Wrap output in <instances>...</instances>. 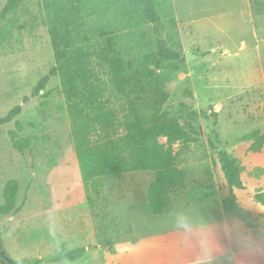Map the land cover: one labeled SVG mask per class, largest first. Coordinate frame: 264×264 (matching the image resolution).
Wrapping results in <instances>:
<instances>
[{"label":"rangeland","instance_id":"1","mask_svg":"<svg viewBox=\"0 0 264 264\" xmlns=\"http://www.w3.org/2000/svg\"><path fill=\"white\" fill-rule=\"evenodd\" d=\"M8 2L0 0V16ZM155 5L163 38L185 60L166 63L151 81L138 73V61L143 52L156 49L157 34L139 10V0H20L0 21V118L23 106L13 122L0 127V207L5 184L19 183V211L0 213L1 250L10 259L20 264H133L128 259L117 263V247L135 243L137 220L164 222L152 231L172 226L173 213L150 211L153 172L107 177L101 195H94L97 204L88 203L60 79L51 78L45 91L32 95L55 64V31L66 26L75 35H86L85 45L94 49L108 37L117 38L129 71V98L145 111L156 109L161 117L177 120L196 138L173 147L176 164L186 173V188L172 195L175 211L201 219L198 206L208 202L226 214L229 191L217 154L227 151L240 161L245 189L236 195L256 225L248 229L254 242L264 244V205L256 198L264 197V147L254 153L253 140H243L256 130L264 132V0H155ZM248 11L251 24L244 18ZM93 67L109 83L100 58L93 59ZM107 90L121 118L128 100ZM212 113H218L217 121ZM11 131L29 138V148L15 150ZM79 248L85 249L81 259L58 260ZM251 255L248 264H264V249ZM241 256L236 261L217 246L215 264H244ZM0 264L10 263L0 258Z\"/></svg>","mask_w":264,"mask_h":264},{"label":"trees","instance_id":"2","mask_svg":"<svg viewBox=\"0 0 264 264\" xmlns=\"http://www.w3.org/2000/svg\"><path fill=\"white\" fill-rule=\"evenodd\" d=\"M19 1L9 0L1 12L0 21L17 8ZM139 10L144 19L154 25L157 34L156 49L143 52L138 61V73L151 81L160 76L157 72L166 63L184 62L185 59L181 53L172 50L163 38L164 29L160 25L155 0H139ZM88 42L86 35H75L70 27L55 31V64L38 82L32 95L37 96L45 91L51 78L60 79L81 179L90 205L97 204L94 195H101L103 179L153 172L154 180L147 192L150 211L153 215L170 214L175 210L172 195L186 188V173L177 166L173 147L179 142L185 145L196 142V138L177 120L161 117L155 112L156 109L145 111L129 98V71L117 38L108 37L104 46L95 49L85 45ZM96 57L106 66L109 83L93 67V59ZM107 86L115 96L128 100L127 111L121 118L111 105ZM48 95L44 93L42 96ZM28 100L25 98V102ZM22 110V105L15 106L5 117L0 118V127L13 122ZM202 114L209 118L206 113ZM211 115L217 121L218 113ZM15 125L22 131L19 121ZM9 135L15 150L29 148V138H20L16 131H11ZM161 139H166V142L162 143ZM243 140H253L250 151L260 153L264 147V132L256 130L244 136ZM217 156L229 191L223 203L226 215L244 223L247 228H254L256 225L252 213L240 206L236 195V191L245 189L239 159L224 150L219 151ZM18 190L17 180H9L5 184L4 203L0 207L2 215L19 211L16 204ZM256 198L264 205L263 196ZM84 253L85 249L79 248L61 254L58 260L69 259L75 262ZM0 258L10 264H20L7 257L1 245Z\"/></svg>","mask_w":264,"mask_h":264},{"label":"crops","instance_id":"3","mask_svg":"<svg viewBox=\"0 0 264 264\" xmlns=\"http://www.w3.org/2000/svg\"><path fill=\"white\" fill-rule=\"evenodd\" d=\"M248 13V15H244V18L251 24L253 22L251 12L248 11ZM253 33L255 36L254 31ZM198 207L203 208V211L202 218H198L197 221L204 226V231L211 238L215 248L219 246L228 249L229 253L235 255L236 261H239L241 255L245 256L243 259L245 261L244 264L249 263L252 258L250 254L253 251L264 249L263 241L259 243L254 242V233H250L249 231L251 229H248L239 220L230 219L224 212L222 213L218 210V206L214 207L212 203L206 202ZM161 223L164 222L137 220L134 223V233L137 235L135 243L133 245L131 243L118 244L117 249L121 256L117 260V263L118 261L121 262L122 260L125 261L128 259L133 264L136 263L135 261H137L136 264H145L146 261L150 263L156 259L163 264L174 258L176 264H194L197 255L200 253L198 235L194 234L190 239L185 240L180 234L175 232L172 226H168L167 230L152 231V229L158 227L157 224L161 225ZM166 223L168 224L169 222ZM138 228L142 230L139 231ZM246 231H248L247 238L245 237ZM215 239L216 241H213ZM129 251H131V256H128V253H126ZM189 257L191 260L188 261Z\"/></svg>","mask_w":264,"mask_h":264},{"label":"clouds","instance_id":"4","mask_svg":"<svg viewBox=\"0 0 264 264\" xmlns=\"http://www.w3.org/2000/svg\"><path fill=\"white\" fill-rule=\"evenodd\" d=\"M171 223L175 232L185 240L190 239L194 234L198 235L200 253L197 255L194 264H215V245L204 231V226L196 218L186 210H177L172 214Z\"/></svg>","mask_w":264,"mask_h":264},{"label":"water","instance_id":"5","mask_svg":"<svg viewBox=\"0 0 264 264\" xmlns=\"http://www.w3.org/2000/svg\"><path fill=\"white\" fill-rule=\"evenodd\" d=\"M187 57H188V60H189V55H187Z\"/></svg>","mask_w":264,"mask_h":264}]
</instances>
